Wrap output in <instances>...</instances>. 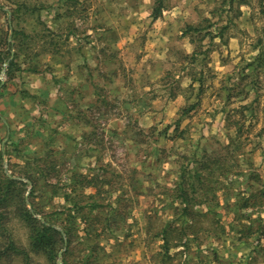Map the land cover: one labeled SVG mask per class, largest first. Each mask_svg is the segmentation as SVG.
<instances>
[{"label":"rangeland","instance_id":"obj_1","mask_svg":"<svg viewBox=\"0 0 264 264\" xmlns=\"http://www.w3.org/2000/svg\"><path fill=\"white\" fill-rule=\"evenodd\" d=\"M254 3L258 25H231L232 0L167 1L182 21L154 20L155 0H0V52L9 41L13 54L0 61V173L26 183L11 192L0 264H264ZM23 199L63 232L55 260L33 251Z\"/></svg>","mask_w":264,"mask_h":264},{"label":"trees","instance_id":"obj_2","mask_svg":"<svg viewBox=\"0 0 264 264\" xmlns=\"http://www.w3.org/2000/svg\"><path fill=\"white\" fill-rule=\"evenodd\" d=\"M167 1L168 0H155V5L153 9V16L154 20H158L161 18L163 15V11L167 7ZM8 48V49H6ZM13 55L12 54V45L9 41H6L5 43V49L4 51L0 52V61L2 63H5L8 60V57ZM9 73H12L13 67L15 66V61L14 60H9ZM88 176L86 175H81L80 183H83V185L87 184L88 187H90L91 181L87 179ZM182 183L180 184V188L182 189V194L179 196V198L182 200V203L185 205V216L187 215H193L195 210H193V207L191 203L189 202L188 195L186 194V189L183 188V185L186 184V174L182 177ZM32 183L35 184V181L33 178L31 179ZM79 184V181H77ZM18 185H23L26 186V183L22 182L19 179H14L13 176H9L5 171L0 173V228H4V220L8 216L9 212L7 211L8 204L11 199V192L13 191V188L18 186ZM84 186L85 189L88 187ZM194 187L193 185H191ZM25 190L23 189V192ZM22 192V189H21ZM257 199V204L256 202L254 204V207H258L260 204L264 206V190L260 192V196H254ZM24 198V197H23ZM187 201V203H186ZM94 204H97L93 201L89 200L83 204L82 206L84 207H96ZM252 204V203H250ZM240 209H246L250 207L249 201H242L241 203L238 204ZM34 210L37 214L39 212L34 206ZM20 218L31 227L33 234L31 236L32 240V249L35 253H40L43 252L45 255L50 257L51 259L55 260L57 255H58V249L57 246L60 244L61 241L64 240L63 238V232L58 230L54 224H49V222H41L37 218L34 217L32 212L26 207V200L23 199V206L20 208ZM260 221L262 224L259 225V228L256 229L255 232H264V218L259 217L257 221ZM254 230V229H252ZM252 232V231H251ZM167 248L169 249V243L166 244ZM11 248L15 250V252L19 254H23L24 251L17 249L14 247V245H11ZM172 248V247H171ZM1 256V254H0ZM27 259L29 258V255H26Z\"/></svg>","mask_w":264,"mask_h":264},{"label":"crops","instance_id":"obj_3","mask_svg":"<svg viewBox=\"0 0 264 264\" xmlns=\"http://www.w3.org/2000/svg\"><path fill=\"white\" fill-rule=\"evenodd\" d=\"M171 1L173 2L174 0H168L169 5ZM262 1H263L262 4L264 5V0ZM169 5L163 11V13L166 14V17L168 18L172 16L173 14L174 16H176L177 14H180V18L182 21L183 20L182 12L174 11V10L169 11L168 10L170 8ZM234 7L238 11V14L237 15L234 14L235 18L233 19L231 25H258V21H259L257 20L258 13H256L257 9H256V4L254 3V0H232V4H230V6L225 7V8H228L227 12H232V11L234 12ZM194 11H195L194 7H191L189 8L188 13L192 14ZM262 16H264V13L262 14ZM170 19H173V17H170ZM181 21H178V22H181ZM189 22H192V21L186 16V24ZM183 24H185L184 21H183Z\"/></svg>","mask_w":264,"mask_h":264},{"label":"water","instance_id":"obj_4","mask_svg":"<svg viewBox=\"0 0 264 264\" xmlns=\"http://www.w3.org/2000/svg\"><path fill=\"white\" fill-rule=\"evenodd\" d=\"M9 65H10V63H6V67H8ZM4 74H6V71H4ZM4 85H5V81H3V82L1 83L0 88L3 87ZM60 257H62V254H60ZM59 264H63V262H62V261H59Z\"/></svg>","mask_w":264,"mask_h":264}]
</instances>
